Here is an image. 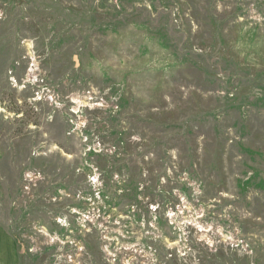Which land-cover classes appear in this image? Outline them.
Returning <instances> with one entry per match:
<instances>
[{"label":"rangeland","instance_id":"374dc122","mask_svg":"<svg viewBox=\"0 0 264 264\" xmlns=\"http://www.w3.org/2000/svg\"><path fill=\"white\" fill-rule=\"evenodd\" d=\"M0 264H264V0H0Z\"/></svg>","mask_w":264,"mask_h":264}]
</instances>
